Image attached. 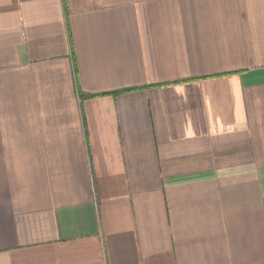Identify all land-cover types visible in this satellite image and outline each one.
I'll use <instances>...</instances> for the list:
<instances>
[{"label": "crops", "instance_id": "crops-1", "mask_svg": "<svg viewBox=\"0 0 264 264\" xmlns=\"http://www.w3.org/2000/svg\"><path fill=\"white\" fill-rule=\"evenodd\" d=\"M66 3L0 0V264H264V0Z\"/></svg>", "mask_w": 264, "mask_h": 264}, {"label": "trees", "instance_id": "trees-1", "mask_svg": "<svg viewBox=\"0 0 264 264\" xmlns=\"http://www.w3.org/2000/svg\"><path fill=\"white\" fill-rule=\"evenodd\" d=\"M64 2L66 3V0H64ZM67 4V3H66Z\"/></svg>", "mask_w": 264, "mask_h": 264}]
</instances>
